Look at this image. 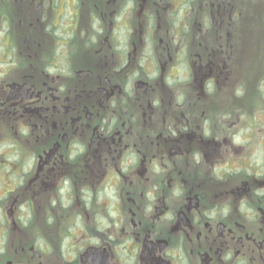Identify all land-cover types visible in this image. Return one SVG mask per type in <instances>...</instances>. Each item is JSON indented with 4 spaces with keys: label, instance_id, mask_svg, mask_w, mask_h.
Listing matches in <instances>:
<instances>
[{
    "label": "flooded vegetation",
    "instance_id": "flooded-vegetation-1",
    "mask_svg": "<svg viewBox=\"0 0 264 264\" xmlns=\"http://www.w3.org/2000/svg\"><path fill=\"white\" fill-rule=\"evenodd\" d=\"M247 4L0 0V264H264V177L226 163Z\"/></svg>",
    "mask_w": 264,
    "mask_h": 264
},
{
    "label": "rangeland",
    "instance_id": "rangeland-1",
    "mask_svg": "<svg viewBox=\"0 0 264 264\" xmlns=\"http://www.w3.org/2000/svg\"><path fill=\"white\" fill-rule=\"evenodd\" d=\"M247 2L246 14L253 15V18L257 15V20L255 23L253 20L247 22L244 44L241 39L236 38L243 34L244 24L240 25L239 21L235 20L233 28L228 31L230 32V43H234V51L242 53L244 47L247 51L241 58L242 68L245 71L249 70L250 61L260 62L255 65L254 70L256 76L259 77L258 79L252 78L254 72L247 71L240 89L239 86L235 89L241 99H233L231 92L224 93V117L227 119V127L232 135V139H228L232 144V151L226 163L246 165V170L249 172L254 170L264 177V0H247ZM259 14H262V18ZM237 30L240 35L234 34ZM253 56L255 60H252ZM238 68H240L239 60H230L229 69L233 70L234 74L239 71L238 76H240L243 70ZM226 76L224 69V85L227 81L229 83L232 81ZM233 87L230 84L228 88L233 90ZM224 89H226L225 86Z\"/></svg>",
    "mask_w": 264,
    "mask_h": 264
}]
</instances>
